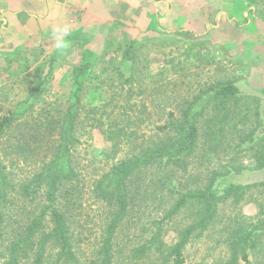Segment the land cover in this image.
<instances>
[{
  "label": "rangeland",
  "instance_id": "obj_1",
  "mask_svg": "<svg viewBox=\"0 0 264 264\" xmlns=\"http://www.w3.org/2000/svg\"><path fill=\"white\" fill-rule=\"evenodd\" d=\"M86 1L91 4V14L96 15L104 3H112L105 8L103 18L131 4L124 19L148 30L143 34L135 31L133 36L115 28L98 31L92 33L94 38L87 45L82 43L83 31L78 35L71 31L70 35L76 36L58 47L60 38L25 43L29 36L22 35L15 26L1 27L0 117L12 112L22 114L1 139L7 190L12 197L18 193L17 204L30 208L26 215L41 210L44 185L35 188L38 193L33 201L20 192L23 184H28L54 156L62 118L76 99L75 90L81 83L76 140L68 167L76 173L70 186L74 246L84 260L100 245L116 210L115 203L96 194L97 180L119 161L138 152L140 143L148 144L158 130L156 126L164 124L170 112L180 118L196 95L205 97L204 91L212 85L235 81L246 96L238 109L239 116L230 118L231 124L227 125L223 112L218 114L213 108L200 116L199 140L187 168L136 177L131 183L132 192H138L135 206L117 231L119 246L129 248L140 239L150 213L159 218L188 188L205 187L215 172L223 174L227 166L243 167L232 177L246 185L244 192L232 194L221 203L215 225L196 234L184 250V264H228L230 238L241 226L238 221H244L242 226L257 223L259 204L264 203V172L254 170L257 143L251 145L248 140L253 126L264 124V94L256 87V55L248 51L252 46L243 45L244 38L256 36L257 26H263L264 33V0ZM32 25L28 21L23 26ZM130 45L134 46L132 59L126 57ZM113 124L125 126L126 134L112 143ZM220 129L222 137L218 136ZM159 177L165 184L158 192L151 182ZM65 190L61 189L63 193ZM73 201H77L75 205ZM189 213L183 211L166 225L167 244L173 243L175 232L188 224ZM248 254V259H239L238 264H264V236Z\"/></svg>",
  "mask_w": 264,
  "mask_h": 264
},
{
  "label": "trees",
  "instance_id": "obj_2",
  "mask_svg": "<svg viewBox=\"0 0 264 264\" xmlns=\"http://www.w3.org/2000/svg\"><path fill=\"white\" fill-rule=\"evenodd\" d=\"M133 47L130 45L126 49L128 59L133 58ZM81 90L82 84L78 83L76 99L67 107L62 118L54 156L45 162V166L28 184L22 186L24 188L20 194L27 195L33 201L37 189L44 185L45 201L38 213L26 215L30 208L16 203L19 201L18 193L14 197L10 195L0 152V247L4 248L0 250V264H184L186 246L196 234H203L215 225L219 205L232 194L244 192L246 185L235 182L232 177L244 168L232 169V166H227L225 173L215 172L205 187H190L179 194L159 218L149 212L151 216L144 225L146 228L139 234L140 239L128 248L125 247L127 245L119 246L117 231L135 206L138 192H132L131 183L141 174L148 175L155 171L169 174L176 169L185 170L198 144L199 117L213 108L218 114L223 112L226 125L231 124L230 118L239 116L238 109L246 99L241 86L232 80L219 82L204 91L205 97L196 95L189 100L180 118L170 112L168 120L156 126L158 130L148 144L140 143L138 152L119 161L97 180L96 194L105 196L110 204L115 203L116 210L102 235L100 245L84 260L78 256L74 246V230L71 226L73 191H70V186L76 173L68 167L76 140L74 129ZM255 113L259 115L258 110ZM21 115L12 112L0 117V145L7 128ZM219 121L221 124L222 118ZM112 127L110 141L113 143L115 138L126 134V128L115 124ZM221 135L220 129L218 136ZM248 140L251 145L257 143L254 170L264 172V124L253 126ZM164 184L162 177L151 182L158 192ZM63 187H66L65 193L61 191ZM76 202L73 201L74 205ZM159 202L163 203L162 199ZM259 207L260 219L257 223L242 226L244 221H238L241 226H236L230 238L228 264H238L239 259L247 260L249 250L255 248L259 238L264 236V203H260ZM185 210L190 212V221L181 231L175 232L173 243L167 244L166 225Z\"/></svg>",
  "mask_w": 264,
  "mask_h": 264
},
{
  "label": "crops",
  "instance_id": "obj_3",
  "mask_svg": "<svg viewBox=\"0 0 264 264\" xmlns=\"http://www.w3.org/2000/svg\"><path fill=\"white\" fill-rule=\"evenodd\" d=\"M110 5L113 4L110 2L106 4L104 3L101 8L102 11L98 15H96L91 14V4L88 3L86 0L0 1V33L4 32L1 27L6 28L9 24L15 26L17 30L19 29L21 33H24L22 35L29 36L28 39H25V43H27L28 40L34 44L42 42L43 39L46 38H60V40H62V43L65 45L69 37L76 36L83 31L81 34L82 43L87 45L89 44V41L91 42V37L94 38L92 33L98 31H102V33H105L106 31L115 28L117 29V31L120 29L121 32L123 30H127L128 35L130 33L131 36H133L135 31L142 32L143 34L145 31L148 30L146 29V27L142 26L138 22H130L124 19V16L129 14V7H132L131 4L123 6V11L121 8H118L117 12H115L112 17L108 15L103 18L105 8L109 7ZM28 21H31L33 25L31 27L25 28L23 25ZM64 23H66V25H64ZM102 24H107L108 26H105L103 28ZM64 28H67L66 32L63 31ZM101 28L103 29L100 30ZM71 31H76L77 34L70 35ZM115 36H118V33L117 35L115 33ZM96 37H98V33ZM101 37L104 36H100V38ZM34 38L38 39L32 40ZM39 38L42 39L39 40ZM23 42L24 40L18 42V44H22ZM243 45L252 46L249 48L248 51L254 52L256 55V87H258L257 89H260L264 94L263 26H257V33L254 38H244Z\"/></svg>",
  "mask_w": 264,
  "mask_h": 264
},
{
  "label": "clouds",
  "instance_id": "obj_4",
  "mask_svg": "<svg viewBox=\"0 0 264 264\" xmlns=\"http://www.w3.org/2000/svg\"><path fill=\"white\" fill-rule=\"evenodd\" d=\"M63 31H67V28H64L63 29ZM57 46L59 47V46H62V40H58V42H57Z\"/></svg>",
  "mask_w": 264,
  "mask_h": 264
}]
</instances>
